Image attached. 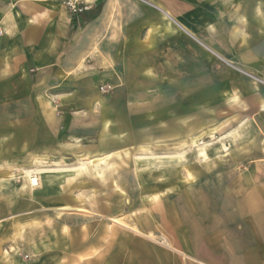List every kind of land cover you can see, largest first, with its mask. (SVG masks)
Masks as SVG:
<instances>
[{
  "label": "crops",
  "instance_id": "0c3cea01",
  "mask_svg": "<svg viewBox=\"0 0 264 264\" xmlns=\"http://www.w3.org/2000/svg\"><path fill=\"white\" fill-rule=\"evenodd\" d=\"M65 1L0 0V159L38 161V169L22 168L24 178L39 177L38 188L25 178L32 193L50 186L45 175H77L82 162L87 169L115 160L119 175L131 160L133 174L144 176L141 190L153 191L159 184H145V175L158 169L144 166L154 160L213 161L208 172L198 167L213 176L205 184L174 183L190 170L167 169L166 264H264V0H81L91 8L79 15ZM208 139L222 146L205 156L190 146ZM48 160L59 169H46ZM151 197L157 204L161 195ZM61 201L59 212L83 211L76 199ZM14 206L5 189L0 264H17L5 249L15 233L20 241L27 234L13 230ZM110 222L115 246L125 230L154 237L136 221ZM108 235L101 264H110Z\"/></svg>",
  "mask_w": 264,
  "mask_h": 264
},
{
  "label": "rangeland",
  "instance_id": "374dc122",
  "mask_svg": "<svg viewBox=\"0 0 264 264\" xmlns=\"http://www.w3.org/2000/svg\"><path fill=\"white\" fill-rule=\"evenodd\" d=\"M230 67L244 76L251 77L236 64ZM5 133V129L0 128V141L4 140ZM208 140L211 141L210 144L212 143L209 149L222 146L214 139ZM223 150V153L226 152L224 148ZM0 152H5L4 143L0 144ZM166 155L167 153L164 152L158 153V156ZM22 162L16 159L10 161L0 159V194L6 189L8 195L14 197L13 215L16 216L9 221L14 222V232L23 226L27 230L24 240L20 241L15 233L14 243L9 244L5 249L8 250V252L5 251V256L8 259L17 260V264H101L102 236H105L107 232L110 244V264H166L163 196L168 193L165 184L168 180L171 182L172 178L171 175H167V173H172V170L167 169H174V173L180 172L183 167L190 170L185 177L181 174L173 176V182L178 184H205L213 179V176L203 175L198 169L200 167L208 172V169L213 167V161L207 160L199 166L197 163L200 161L197 158H190L183 166L179 161L156 159L151 165L144 166V168L158 169L154 172L157 175H145V184L151 181L153 184H159L160 188L153 191H142L141 189L145 186L141 178L144 176L133 174V161H124L125 163L123 162L120 166L122 171L119 170L120 174L115 175L113 174L114 168H119V165L115 160H111L99 167L88 166L82 175L62 172L47 174L45 175L47 178L51 177L47 190H43L44 185L42 184L41 191L32 193L27 186L23 187L25 178L22 168H37L38 161L29 160V165L25 167L20 166ZM47 163L46 169L58 168L53 165V161L48 160ZM103 171L109 175H103ZM116 184H118V189H116ZM63 188L67 189L66 192H63ZM157 192L161 197L158 198L156 204L151 201V195ZM194 192L197 193V188ZM90 195H92L91 202L86 200V197ZM40 198H46L45 208L38 207L37 203ZM62 198L64 201L76 199L78 207L83 211H57L64 208L61 207L63 206L61 205ZM27 200L30 202L28 207L18 206L20 201ZM23 216L30 217L29 225H22L21 217ZM112 217L121 218L131 225L136 221L138 227L148 228L150 226L154 234L153 239L134 235L125 230L122 235L118 236L122 244L115 246L116 236L112 237V234L118 229L110 222ZM107 241L105 240L104 243L106 244ZM34 246L38 250L34 249Z\"/></svg>",
  "mask_w": 264,
  "mask_h": 264
},
{
  "label": "bare ground",
  "instance_id": "6f19581e",
  "mask_svg": "<svg viewBox=\"0 0 264 264\" xmlns=\"http://www.w3.org/2000/svg\"><path fill=\"white\" fill-rule=\"evenodd\" d=\"M218 130V129H217ZM231 133V132H230ZM229 134V133H228ZM228 137V136H227ZM201 138V137H200ZM223 138V137H222ZM225 138V137H224ZM226 140V139H225ZM221 141V140H220ZM172 144V143H171ZM191 145H193V146H195L196 148H198V149H200L199 150V154H203V156H205L204 155V151H205V149L207 148V147H210V146H212V143L210 144L209 142H204V141H201V140H194V142L192 143V144H190V146ZM200 147V148H199ZM195 155V154H194ZM148 157H151V156H148ZM162 157V156H161ZM195 157V156H194ZM139 158V157H138ZM153 158V157H152ZM137 159V158H136ZM89 160H91V159H89ZM138 161V160H137ZM147 162V161H146ZM89 163L90 164H93L94 165V162L93 161H89ZM139 163V162H138ZM148 163V162H147ZM86 164L87 163H85V162H82V163H80L79 164V166L77 167H75L76 168V171H77V173L78 174H82L85 170H86ZM148 165V164H147ZM71 168H73V167H71ZM38 169V168H37ZM59 169V168H58ZM68 169V168H67ZM25 170V169H24ZM30 170V169H29ZM40 170V169H39ZM44 170V169H43ZM32 171V170H31ZM51 171V170H50ZM57 171V170H56ZM104 175V174H103ZM25 178H27L26 180H27V183L29 184V186L31 187V188H38V186H39V177H38V175L37 174H34L33 172H28L27 173V175H26V177ZM65 209V208H64ZM68 210V209H67ZM116 225V224H115ZM118 225V224H117ZM119 226V225H118ZM122 226H124V225H122ZM121 227V226H120ZM143 227H145V226H143ZM135 230H137V229H135ZM159 230V229H158ZM130 231V230H129ZM136 232H138V233H141L139 230H137ZM135 232V233H136ZM22 235V234H21Z\"/></svg>",
  "mask_w": 264,
  "mask_h": 264
},
{
  "label": "built area",
  "instance_id": "2783aa9c",
  "mask_svg": "<svg viewBox=\"0 0 264 264\" xmlns=\"http://www.w3.org/2000/svg\"><path fill=\"white\" fill-rule=\"evenodd\" d=\"M65 6L69 10V12L71 14H74V15L82 14V13L90 10V8H91L90 5L84 3L81 0H66ZM3 34H4V31L0 26V36H2ZM109 90H110V87H101L100 88V91L102 93H108Z\"/></svg>",
  "mask_w": 264,
  "mask_h": 264
}]
</instances>
